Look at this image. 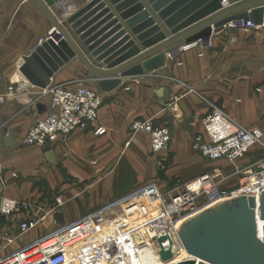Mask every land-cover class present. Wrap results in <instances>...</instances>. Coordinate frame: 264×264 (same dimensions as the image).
<instances>
[{
  "label": "crops",
  "instance_id": "crops-1",
  "mask_svg": "<svg viewBox=\"0 0 264 264\" xmlns=\"http://www.w3.org/2000/svg\"><path fill=\"white\" fill-rule=\"evenodd\" d=\"M69 1L60 0V3L63 6ZM107 4L126 34L144 52L145 47L127 21L109 0ZM50 8L63 23L53 7ZM112 29L104 31L101 37ZM52 30L49 18L36 0H0V93L15 80L27 89L0 106V254L11 253L149 183L156 182L164 190L174 180L190 182L221 168L224 180L219 179V185L230 189L240 182L237 167L264 165V144L253 146L236 165L224 158L208 160L193 145V136L205 133L204 118L214 106L222 108L239 126L264 131V25L257 29L229 25L212 35L211 47H180L154 73L134 77L117 89L104 92L99 119L88 128H77L45 147L28 146L23 138L47 112L49 97L41 96V88L31 85L19 69L25 56ZM102 62L95 65L105 69ZM56 83L96 87L79 59L57 74ZM160 87L171 90L170 104L165 105L155 93ZM38 103L46 106L43 113H39ZM136 118L168 125L172 132L169 147L152 153L150 136L130 130V123ZM99 126L106 129L104 134L94 133ZM6 127L14 135L15 144L10 147L4 140ZM51 149L55 162L45 156ZM195 186L199 182L192 184V188ZM59 195L65 204L54 210ZM3 198L30 202L31 208L3 215ZM45 214L44 222L19 234L22 222L33 215ZM52 223L59 224L52 229ZM5 234L12 236L14 242H4Z\"/></svg>",
  "mask_w": 264,
  "mask_h": 264
},
{
  "label": "water",
  "instance_id": "water-1",
  "mask_svg": "<svg viewBox=\"0 0 264 264\" xmlns=\"http://www.w3.org/2000/svg\"><path fill=\"white\" fill-rule=\"evenodd\" d=\"M85 1L70 0L62 6L60 0H36L54 30L25 56L19 69L31 85L52 87L57 74L79 59L94 85L111 92L134 77L154 73L180 47L208 41L231 23L264 22V0H109L145 47L141 53L107 0H90L83 5ZM111 27L112 31L101 37ZM116 32L115 37L103 42ZM101 61L105 69L97 66ZM155 93L165 105L171 103L169 88H157ZM37 107L39 113L46 110L42 103ZM4 131L6 145L13 146L14 135L8 127ZM45 156L50 162L56 161L52 149ZM177 230L189 257L174 264H264V191L259 192V198L240 195L208 206L183 220ZM160 256L168 263L175 254L171 249H162Z\"/></svg>",
  "mask_w": 264,
  "mask_h": 264
},
{
  "label": "built area",
  "instance_id": "built-area-1",
  "mask_svg": "<svg viewBox=\"0 0 264 264\" xmlns=\"http://www.w3.org/2000/svg\"><path fill=\"white\" fill-rule=\"evenodd\" d=\"M261 25L263 26L264 22L255 25L251 21L245 22L244 20L235 24V26L255 29ZM191 45H193L192 47H211L213 45L212 37L208 41L200 40L185 45L183 49L190 48ZM17 83L16 80L11 81L5 91L0 93V106L27 91L24 86ZM40 90L41 96L49 97L48 110L24 136L23 143L25 145L45 147L49 143L57 141L59 137L69 136L77 128H88L98 121L104 102V92L97 87L83 85L70 87L55 83L50 88ZM204 127V134L193 136V145L196 151L208 160L224 158L236 165L250 152L253 146L264 144V131L261 128L247 129L239 126L218 106H214L206 115ZM130 130L134 133L148 134L151 138V151L154 154L167 149L172 140L170 127L166 124L157 125L153 119L136 118L130 123ZM105 132L106 129L103 126L94 129L95 134H104ZM236 172L241 174L240 182L236 188L230 191H225L220 187V181H215V177L222 175L221 168L202 174L199 177V186H195V188L177 186L174 189H168V196L157 183H149L100 209L87 213L79 220L54 229L11 253L0 254V264H69L74 261L75 255L82 258L88 249H92L97 244L98 246L107 244L109 238V234H106L107 230L113 231L116 227L118 228L111 235L115 241L109 245L107 252L114 254L119 250L121 253L129 254L127 243L132 242L133 250L129 256L136 257L140 255L141 251L148 249L147 246L142 245L144 240L142 234L139 233L141 228L138 229L137 224L146 220L149 222L150 219H152L150 230L154 232L150 233V237L156 239L155 254H160L162 249H171L176 254L178 249L175 243L178 240L181 242V240L178 235V227L175 225L183 216L186 215L185 220L208 206L240 195L259 198V192L264 191V165L237 167ZM221 197L223 198L220 199ZM212 200L214 202L210 203ZM202 202L204 203L202 204ZM64 204L63 196H57L56 207L60 208ZM139 205L149 209L150 217L149 214L146 216L136 213L129 214L131 207L137 210ZM201 207L203 208L198 211L197 209ZM21 208L29 210L31 203L14 198H3L1 201L3 215H12ZM119 212H122L125 217L133 216L134 223L114 224L116 227L111 228L106 226L108 222L116 220L115 214ZM46 216V214L31 216L20 224L19 231L22 234L28 232L44 222ZM136 230L138 233L134 234ZM259 230H262V225H259ZM123 233L129 235V238L121 237ZM105 234L106 236H104ZM4 238L7 244L13 243L15 240L8 234H5ZM161 238L165 239L159 242ZM101 248L105 249V247ZM94 254L96 255L95 252ZM125 260L126 262L123 264H127L128 260L126 258ZM174 263L176 262L171 260L167 264Z\"/></svg>",
  "mask_w": 264,
  "mask_h": 264
},
{
  "label": "bare ground",
  "instance_id": "bare-ground-1",
  "mask_svg": "<svg viewBox=\"0 0 264 264\" xmlns=\"http://www.w3.org/2000/svg\"><path fill=\"white\" fill-rule=\"evenodd\" d=\"M235 24L231 23L230 26H235ZM192 46L193 45H191L190 48ZM222 198L223 197H221L220 199H222ZM213 202H214V200L210 201V203H213ZM202 208L203 207H201L197 210L199 211ZM134 213L139 214V215L143 214L144 216L149 214V217L151 215V213H149V209L144 207L143 205H139L137 210L133 209V207H131L129 214H134ZM185 216H183L180 220H178L175 227L179 226V224L182 222V220H184ZM115 218H116L115 221L110 222V223L108 222V224L106 226L111 228V227H116V225H114V224H120V223L133 224L134 223V219H133L134 217L133 216L130 215L128 217H125L122 212L116 213ZM151 223H152V219H150L149 222H147V220H146V221H142V222L137 224L138 229L141 228V231L139 233L142 234L143 240H144V243L142 245L148 247V249H144L143 251H141L140 255H138L136 257L135 256H129V254H131V252L133 250L132 249V242L127 243L129 254L121 253L119 250L116 251L114 254H110L109 252H107L109 247H110L109 245H111L115 241V239L111 235L118 228V227H116L113 231L107 230L106 234L107 235L109 234V238L107 239V244H105L104 246H100V245L98 246V244H97V246L93 247L92 249H88L86 252V255L83 256L82 258H79V255L78 256L75 255L74 261L70 262L69 264H103L101 261H96L95 259H97V258L105 260L104 264H123V262H126L125 258L128 260L127 264H167L166 262H164L161 259L160 254H157V253L155 254L154 246L156 245L155 244L156 239H152L150 237V233L151 234L154 233L152 230H150V224ZM137 230L134 232V234L138 233ZM106 234L104 236H106ZM175 235H176V233H175ZM121 237H125V238L128 237L129 238V235H126L125 233H123ZM176 239L178 240L177 235H176ZM94 243L96 244V241H94ZM175 246L178 249V251L175 254L174 258L172 259L173 262H178L179 260H185L189 257V253L185 250V248L183 247L181 242H179V240L175 243ZM101 247H105V249H103ZM93 250L96 253V255L94 254V252H92ZM126 255H128V256H126Z\"/></svg>",
  "mask_w": 264,
  "mask_h": 264
},
{
  "label": "rangeland",
  "instance_id": "rangeland-1",
  "mask_svg": "<svg viewBox=\"0 0 264 264\" xmlns=\"http://www.w3.org/2000/svg\"><path fill=\"white\" fill-rule=\"evenodd\" d=\"M83 86H89V85H83ZM89 87H91V86H89ZM223 176H217V177H215V181H219V179H221ZM69 179H72V178H69ZM222 180H224V178H222ZM195 182V184L196 183H198L199 182V177L198 178H196L195 180H193V181H190V182H183V181H180V180H174V182L173 183H171L169 186H167L166 188H164V193H165V195L166 196H168V194H167V192H168V189H174L175 187H177V186H180V187H191L192 186V184ZM156 183V182H155ZM222 188V187H221ZM234 188H236V186L235 187H233V188H230V189H224L225 191H230V190H232V189H234ZM223 189V188H222ZM59 196H61V195H59ZM165 196V197H166ZM57 198V197H56ZM56 198H55V204H56ZM120 198V197H119ZM118 198V199H119ZM167 198V197H166ZM117 200V199H116ZM204 202H202V204H203ZM201 204V205H202ZM106 206V205H105ZM102 207H104V206H100V207H98L97 209H100V208H102ZM56 209H58V208H55V210ZM97 209H94V210H97ZM91 211H93V210H91ZM58 224L59 223H52V229L54 228V227H57L58 226ZM30 231V230H29ZM28 231V232H29ZM27 233V232H26ZM19 234H22L20 231H19ZM25 234V233H24ZM5 242V241H4ZM11 244V243H10ZM96 261H101L103 264L105 263L104 261L105 260H102V259H95ZM94 260V261H95Z\"/></svg>",
  "mask_w": 264,
  "mask_h": 264
}]
</instances>
